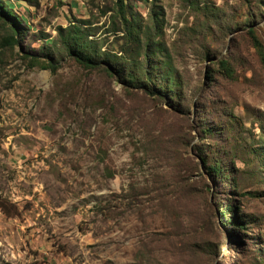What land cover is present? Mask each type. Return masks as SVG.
I'll return each mask as SVG.
<instances>
[{
    "label": "rangeland",
    "instance_id": "1",
    "mask_svg": "<svg viewBox=\"0 0 264 264\" xmlns=\"http://www.w3.org/2000/svg\"><path fill=\"white\" fill-rule=\"evenodd\" d=\"M115 1H6L21 22L0 46V264H264V6L124 0L129 38ZM73 25L121 64L149 43L176 83L82 67L59 44ZM226 203L244 229L221 224Z\"/></svg>",
    "mask_w": 264,
    "mask_h": 264
},
{
    "label": "trees",
    "instance_id": "2",
    "mask_svg": "<svg viewBox=\"0 0 264 264\" xmlns=\"http://www.w3.org/2000/svg\"><path fill=\"white\" fill-rule=\"evenodd\" d=\"M6 1L7 0H0V20L10 26L11 33L1 39L0 46L18 42L17 37L20 35L19 25L21 19L15 14L13 8L10 7ZM115 2V13L118 18V22L122 26L121 30L127 36H129V38H132L134 36V26L132 21L125 13L124 0H116ZM259 2L261 4L260 7H263L264 0H259ZM155 13L157 14L155 18L159 20V24L161 25L162 12L155 11ZM155 13L153 10V14ZM246 29L257 50L261 53L262 44L256 36L254 30L250 25H248ZM87 36L88 35L85 30H82L81 27L77 25H73L70 28L64 29L59 35V44L61 45L62 49L82 67L88 69L102 67L108 72L113 71L115 72L116 76L121 77L127 83L133 84L136 87L145 88L146 90H149L150 93L162 91V89L165 92L170 91L171 87L176 83L175 78L170 79L171 71L170 67L168 68L166 62H163L160 59L155 64L152 62L154 51L149 47V43L146 44L143 50L136 51V55H140L141 57L122 59L121 62H123V64H121L118 63L120 62L118 60L123 56L112 55V57H109L108 53H101L100 55L97 53L96 49L92 47L93 43L91 40L87 39ZM131 51L132 49H130V52ZM130 55L135 56L132 54ZM26 57L27 56H25V58ZM49 58L50 61H46L44 64H42V66L54 70L57 64L54 62L53 57L49 55ZM218 63L227 73L230 72L231 69L229 68L226 59H219ZM153 80H159V83L164 81L165 85H158L155 86L153 90H150L147 86H149L148 83ZM169 96L172 98L174 94L170 93ZM203 131L205 134L210 135L211 128H205ZM198 159H200L203 164L207 166V169L211 170L215 174H222L225 177L228 176L227 173H224L225 169L218 161L207 163L204 157H198ZM261 194L263 195L264 192H260L259 195ZM236 207L237 205L233 203H226L224 209L220 212L221 215H223V212L226 214L225 219L221 221V224L225 226H235L239 230H242L245 228V225L242 222V219L239 218L238 214L231 215L227 213ZM0 209L5 211L2 203H0Z\"/></svg>",
    "mask_w": 264,
    "mask_h": 264
}]
</instances>
